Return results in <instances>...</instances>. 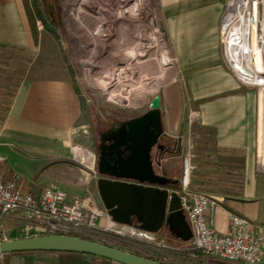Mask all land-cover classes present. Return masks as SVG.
Segmentation results:
<instances>
[{"label": "crops", "instance_id": "1", "mask_svg": "<svg viewBox=\"0 0 264 264\" xmlns=\"http://www.w3.org/2000/svg\"><path fill=\"white\" fill-rule=\"evenodd\" d=\"M162 7L163 29L176 61L172 85L161 94L165 133L193 134L198 158L191 188L217 199V211L209 214L216 231L229 233L230 216L236 214L264 232V177H260L256 168L260 119L258 93L254 88L243 86L224 59L220 25L225 0H162ZM35 45L24 1L0 0V50L30 54ZM28 60H31L30 65L24 70L0 125V155L6 163L7 150L5 153L2 147L15 143L36 147L45 159L39 168L43 179L30 181L17 173L25 191L39 193L62 188L74 198L90 195L104 209L98 189L99 178L91 165L84 166L72 157L71 145L86 124L84 102L73 78L68 74L36 78L30 74L36 59ZM185 97L189 105L187 114L191 108L201 115V120L193 125L188 123V115L187 123L182 116ZM166 122L169 125L166 126ZM165 136L166 150L160 157L162 169L159 174L178 181L170 189L179 192L183 178L181 151L169 135ZM0 173L4 179H10L16 172L9 163ZM18 214L13 219L16 225L5 226V231L13 229L15 236L11 232L3 241L20 235L18 221L22 214ZM99 224L102 225L103 220ZM126 227L141 230L135 221ZM148 234L158 240L156 245L177 255L183 262L241 264L201 253L193 256L192 240L182 242L167 225ZM50 256L36 253L18 259L57 262Z\"/></svg>", "mask_w": 264, "mask_h": 264}, {"label": "rangeland", "instance_id": "2", "mask_svg": "<svg viewBox=\"0 0 264 264\" xmlns=\"http://www.w3.org/2000/svg\"><path fill=\"white\" fill-rule=\"evenodd\" d=\"M83 4L84 0H57L60 16L58 22L49 16L45 0H29V7L36 18L38 42L35 40L34 51L30 54L19 55L12 50H0V125L1 118L9 110L17 83H21L24 70L30 65L31 60L28 59L35 58L38 67L43 65L40 72L45 77L56 78L68 74L73 78L84 102L86 124L75 136L71 146L73 148L74 145H81L94 153L91 146L95 135L99 129L109 125L105 121L109 112H137L145 107H139L136 103H141L146 96L152 100L156 95L165 93L172 85V72L176 61L162 25V0H147L143 3L141 10L136 12L137 15H133L135 21L124 24L125 28L122 27V18L113 17L114 14L109 15L104 11L98 14L87 13L86 10H80ZM38 9L42 12V19L38 15ZM25 10L27 12L26 6ZM114 18L118 21H114ZM29 25L32 31L30 21ZM156 29L162 34V42L159 41ZM96 40L102 43L101 50L95 48ZM186 103L185 97L182 115L185 121L187 115L189 116V105ZM191 110L190 108L189 112ZM167 125L169 123L166 122ZM1 149L5 153L7 150V162L3 166L10 163L14 172L30 181L40 182L43 179L39 168L44 165L45 159L36 147L15 143ZM72 157L74 160L73 153ZM156 168L162 169L157 166ZM257 171L263 178L264 171L258 168ZM18 213L10 212L0 217L2 241L9 237L8 234L14 233L13 229L5 231V226L16 225L13 219L19 216ZM130 231L127 229L122 235L99 233L91 238L115 243L167 263L196 264L191 261L183 262L177 259V255L165 252V248L156 245L158 240L152 235V239H146L138 235L141 230H136L137 234L134 235ZM42 253L46 252L40 254ZM48 254L52 255V260L59 259L57 254ZM22 256L24 255H11L10 264H42V261L27 258L19 260L18 257Z\"/></svg>", "mask_w": 264, "mask_h": 264}, {"label": "built area", "instance_id": "3", "mask_svg": "<svg viewBox=\"0 0 264 264\" xmlns=\"http://www.w3.org/2000/svg\"><path fill=\"white\" fill-rule=\"evenodd\" d=\"M156 30L159 41L162 42V34ZM220 37L223 56L229 69L243 86L257 89L260 108L261 101L264 102V0H225ZM145 98L136 104L150 108L152 100ZM200 119L198 111L189 112L190 125ZM165 134L172 138L177 147L181 146L183 178L179 194L193 232V256L201 253L231 263L263 264L264 232L241 216L232 214L230 232L218 233L209 219V214L218 209L217 199L192 190L191 179L197 169L195 161L198 158L193 134ZM72 150L74 160L82 165H91L96 175L95 158L90 164L80 159L77 151L83 155L89 152L93 157L94 153L81 145H74ZM157 159L158 162L156 159L154 161L159 163L161 169V158ZM4 161V157L0 155V170ZM256 164L258 170L264 171V161H260L259 151ZM20 180L17 173L10 179H4L0 173V217L10 212L21 213L22 218L18 221L20 235L29 238L78 234L91 238L99 233L109 232L122 235L130 229L115 222L109 212L101 209L90 195L74 198L62 188L45 189L39 193L29 192L22 188ZM102 220L103 224L100 225ZM130 230L132 235L137 234L136 230ZM138 235L146 239L153 238L144 231H140ZM1 236L2 231L0 242Z\"/></svg>", "mask_w": 264, "mask_h": 264}, {"label": "water", "instance_id": "4", "mask_svg": "<svg viewBox=\"0 0 264 264\" xmlns=\"http://www.w3.org/2000/svg\"><path fill=\"white\" fill-rule=\"evenodd\" d=\"M51 15L58 11L56 0H47ZM110 141L129 153L127 159H102L98 189L101 202L113 220L123 225L136 219L138 227L158 232L167 225L182 242H190L193 232L186 219L178 184L157 172L151 155L164 135L162 97L156 95L149 110L141 117L122 123L110 131ZM106 139H104V142ZM164 149L165 146H160ZM111 170V172H109ZM73 252L103 257L120 264H164L122 249L70 235H45L0 242V255L15 252Z\"/></svg>", "mask_w": 264, "mask_h": 264}, {"label": "flooded vegetation", "instance_id": "5", "mask_svg": "<svg viewBox=\"0 0 264 264\" xmlns=\"http://www.w3.org/2000/svg\"><path fill=\"white\" fill-rule=\"evenodd\" d=\"M47 2V0H45ZM57 3V0H56ZM47 6V5H46ZM49 13V11H48ZM49 16L53 19L58 20L59 22V11L54 12V15H51L49 13ZM60 24V23H59ZM149 108H142L141 110L137 112H122L120 110L109 112L108 117H105V121L109 123V125L106 128L99 129L95 135V141L92 144V149L94 152V158H95V165H96V175L100 179L101 175L98 170V165L101 162V160L104 158L106 160H110V162H113L114 160H124L127 159L129 156V153L124 150V148H118L113 145V142L110 141V134H108L112 129L116 126L121 125L124 122L133 120L135 118L141 117L144 115ZM162 119H163V128H164V135L159 138V142L157 145L153 147V150L151 152L153 160L162 157V155L165 153L166 150V141L167 138L165 136V121H164V115L162 112ZM104 139L106 141L104 142ZM160 146H165L164 149H161ZM157 169V168H156ZM111 172V170H109ZM157 172L159 173V170L157 169ZM98 179V180H99ZM177 185V184H176ZM136 223V219L134 220Z\"/></svg>", "mask_w": 264, "mask_h": 264}, {"label": "trees", "instance_id": "6", "mask_svg": "<svg viewBox=\"0 0 264 264\" xmlns=\"http://www.w3.org/2000/svg\"><path fill=\"white\" fill-rule=\"evenodd\" d=\"M23 1H24V4H25L27 12H28L29 21L31 23L33 35L35 37L36 42H38V32H37V26H36V18L34 17L33 12L31 11V8L29 7V0H23ZM38 15L42 19L43 15H42V12L39 9H38ZM41 66H43V65H40L38 67V65L35 64V67H33V69L30 72L31 76L34 75V76H36V78L45 77V74L40 72V70L42 68ZM20 81H21V79H20ZM18 86H19V83H17V87H16L15 92L17 91ZM14 94H13L12 97H14ZM6 115L7 114H4V116L1 118V121H4ZM43 236H45V235H43ZM70 236H76V237H80V238H83V239L96 241V242H99V243H102V244H105V245H109V246H112V247H116V248L122 249V250L127 251V252L134 253V254L139 255V256H143V257H147V258L159 261V262L164 263V264H172V263H167V262H164L162 260L155 259V258H152V257H149V256H144L143 254H141L139 252L128 250L127 248L119 246L118 244H115V243H105L103 241H100V240H97V239H93V238H90V237H86V236H83V235H78V234L70 235ZM22 238H27V237L21 235V236H18L16 238H14V239H22ZM36 253H41V252H15V253L3 254V255H0L2 257V261H0V264H10L11 262H10L9 258H10L11 255L18 256V255L36 254ZM46 253L57 254L59 256V259L57 260V262H52V263H46L45 262V263H42V264H120V263H117L115 261H112V260H109V259H106V258H103V257L95 256V255H90V254L73 253V252H65V251H58V252L54 251V252H46Z\"/></svg>", "mask_w": 264, "mask_h": 264}, {"label": "bare ground", "instance_id": "7", "mask_svg": "<svg viewBox=\"0 0 264 264\" xmlns=\"http://www.w3.org/2000/svg\"><path fill=\"white\" fill-rule=\"evenodd\" d=\"M147 0H84V4L80 7V10H86L87 13L98 14L100 11H104L110 14H114L113 17H118L123 19L122 27L124 24L132 23L135 21L133 15H137L136 12L141 10V5ZM67 6V4H66ZM70 6V5H69ZM114 21H118L116 18ZM126 27V26H125ZM124 27V28H125ZM94 36V35H93ZM96 40L94 42L95 48L101 50L102 43ZM96 43V44H95ZM170 56V54H169ZM78 150V149H77ZM79 158L86 160L88 163L92 164L94 161L93 154L87 152L83 155L81 152L77 151ZM259 153L260 161H264V102L261 101L260 104V119H259Z\"/></svg>", "mask_w": 264, "mask_h": 264}]
</instances>
